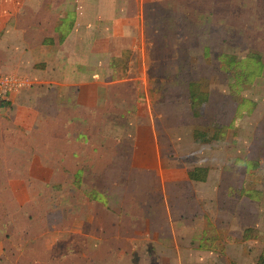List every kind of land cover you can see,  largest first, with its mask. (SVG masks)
<instances>
[{
	"label": "crops",
	"instance_id": "crops-1",
	"mask_svg": "<svg viewBox=\"0 0 264 264\" xmlns=\"http://www.w3.org/2000/svg\"><path fill=\"white\" fill-rule=\"evenodd\" d=\"M154 3L0 0V73L31 81L0 98V258L257 264L264 256V189L230 165L232 146L222 153L238 113L191 130L189 141L175 137L183 119L204 117L212 94L199 79L152 72L160 61L146 58L144 23ZM192 86L208 94L198 117ZM216 125L226 134L195 142V131ZM65 136L93 146L88 160L109 150L104 169L75 168L80 156H65Z\"/></svg>",
	"mask_w": 264,
	"mask_h": 264
},
{
	"label": "rangeland",
	"instance_id": "rangeland-1",
	"mask_svg": "<svg viewBox=\"0 0 264 264\" xmlns=\"http://www.w3.org/2000/svg\"><path fill=\"white\" fill-rule=\"evenodd\" d=\"M148 9L153 17L149 13L145 18V55L149 62L151 59L160 61L152 72L165 78L177 74L199 79L212 94L204 117L191 122L183 119L184 126L175 132V137L181 135L184 142L189 141L191 130H206L216 121L228 123L232 115L238 113L236 129L232 130L233 135L230 132L222 153L227 154V146H232L230 165L236 166L244 179L250 175L253 186L264 189V0H159V4L149 5ZM205 48L217 52L218 59L207 58ZM227 54L238 61L246 59L250 70L257 65L259 74L245 83L238 82L225 71L228 66L224 55ZM248 61L255 64L250 65ZM168 84L161 81V85ZM219 92L222 93L218 99ZM82 132L88 133L86 129ZM71 140L65 136L64 149L65 156L72 150L79 153L75 168L89 169L93 165L104 169V154L107 152L110 159L109 150L101 147L96 161L88 160V156L93 155V146ZM71 195L69 192L64 199L71 201ZM73 198L79 201L82 197L74 195ZM0 264L22 263L18 258L2 257Z\"/></svg>",
	"mask_w": 264,
	"mask_h": 264
},
{
	"label": "trees",
	"instance_id": "trees-1",
	"mask_svg": "<svg viewBox=\"0 0 264 264\" xmlns=\"http://www.w3.org/2000/svg\"><path fill=\"white\" fill-rule=\"evenodd\" d=\"M227 66L229 68V72L234 76L235 80L240 83H245L249 78L259 74L260 68L256 65L254 70L249 69V65L246 62V59L237 61V59L233 55L225 56ZM257 59L258 58H251ZM249 62V61H248ZM249 64H255L249 62ZM190 106L193 111V115L195 117L199 116L200 108L205 105L208 101V94L203 92L198 86L190 87ZM227 128L225 126L216 125L212 132H204V131H195L194 132V140L198 143H209L213 140L221 138L226 134ZM196 172L206 173V170H195ZM191 177L196 178L194 173L191 174ZM204 180V178H202ZM257 264H264V256H261Z\"/></svg>",
	"mask_w": 264,
	"mask_h": 264
},
{
	"label": "built area",
	"instance_id": "built-area-1",
	"mask_svg": "<svg viewBox=\"0 0 264 264\" xmlns=\"http://www.w3.org/2000/svg\"><path fill=\"white\" fill-rule=\"evenodd\" d=\"M31 86V81L28 78L18 76L16 74L0 73V98L7 93H16L23 88Z\"/></svg>",
	"mask_w": 264,
	"mask_h": 264
}]
</instances>
